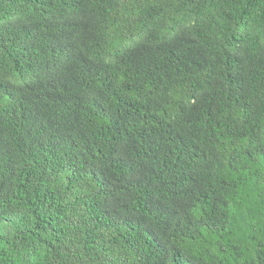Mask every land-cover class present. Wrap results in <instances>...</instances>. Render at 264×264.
Here are the masks:
<instances>
[{"label":"trees","instance_id":"trees-1","mask_svg":"<svg viewBox=\"0 0 264 264\" xmlns=\"http://www.w3.org/2000/svg\"><path fill=\"white\" fill-rule=\"evenodd\" d=\"M0 264H264V0H0Z\"/></svg>","mask_w":264,"mask_h":264}]
</instances>
